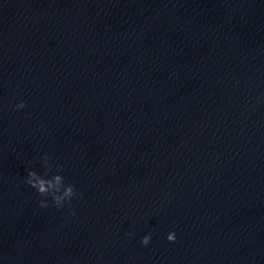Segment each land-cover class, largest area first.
I'll use <instances>...</instances> for the list:
<instances>
[{
	"label": "water",
	"instance_id": "water-1",
	"mask_svg": "<svg viewBox=\"0 0 264 264\" xmlns=\"http://www.w3.org/2000/svg\"><path fill=\"white\" fill-rule=\"evenodd\" d=\"M0 264H264V0H0Z\"/></svg>",
	"mask_w": 264,
	"mask_h": 264
},
{
	"label": "clouds",
	"instance_id": "clouds-1",
	"mask_svg": "<svg viewBox=\"0 0 264 264\" xmlns=\"http://www.w3.org/2000/svg\"><path fill=\"white\" fill-rule=\"evenodd\" d=\"M27 105L24 102H20L16 105V111H20L26 108ZM52 158L49 156H45L43 158V166L46 169L44 177H47L49 172L52 169V165L50 160ZM63 169L57 166V172H62ZM40 175H38L35 171L28 172V179L25 183L32 189L36 190L37 193L43 197L44 199L39 201L40 208H47L48 204L46 200L48 197L52 198V201L57 209L61 208L65 203H68L69 206L71 205L72 198L76 195V190L74 185L72 184H65L64 177L60 174H56L51 177V179H46ZM75 213H73L74 215ZM133 233H129V237H133ZM151 235H146L141 240V245L147 247L151 242ZM167 240L169 243L176 242L175 233H171L167 236Z\"/></svg>",
	"mask_w": 264,
	"mask_h": 264
}]
</instances>
